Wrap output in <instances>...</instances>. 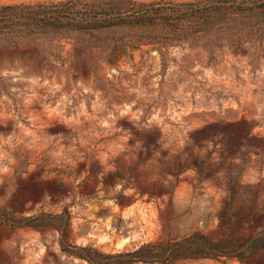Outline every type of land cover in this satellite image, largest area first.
<instances>
[{
    "label": "rangeland",
    "instance_id": "rangeland-1",
    "mask_svg": "<svg viewBox=\"0 0 264 264\" xmlns=\"http://www.w3.org/2000/svg\"><path fill=\"white\" fill-rule=\"evenodd\" d=\"M5 5L41 11L0 19V264H88L54 214L103 251L264 229V0Z\"/></svg>",
    "mask_w": 264,
    "mask_h": 264
},
{
    "label": "trees",
    "instance_id": "trees-1",
    "mask_svg": "<svg viewBox=\"0 0 264 264\" xmlns=\"http://www.w3.org/2000/svg\"><path fill=\"white\" fill-rule=\"evenodd\" d=\"M40 11L36 5H5L0 6V19L5 21L12 18H30L39 15ZM50 218L58 230L61 251L88 264H172L188 258H237L242 262L251 255L264 251V229L233 242L192 233L179 239L149 241L129 249L103 251L94 246L72 242L68 216L64 218L63 214H54Z\"/></svg>",
    "mask_w": 264,
    "mask_h": 264
}]
</instances>
